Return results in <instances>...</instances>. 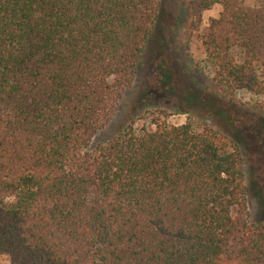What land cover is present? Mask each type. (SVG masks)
<instances>
[{
    "label": "trees",
    "instance_id": "obj_1",
    "mask_svg": "<svg viewBox=\"0 0 264 264\" xmlns=\"http://www.w3.org/2000/svg\"><path fill=\"white\" fill-rule=\"evenodd\" d=\"M214 93L264 111V0H178ZM163 0H0V256L9 264H264L240 143L132 121L105 142ZM220 5L200 31L202 14ZM235 51L240 56L235 55Z\"/></svg>",
    "mask_w": 264,
    "mask_h": 264
},
{
    "label": "rangeland",
    "instance_id": "obj_2",
    "mask_svg": "<svg viewBox=\"0 0 264 264\" xmlns=\"http://www.w3.org/2000/svg\"><path fill=\"white\" fill-rule=\"evenodd\" d=\"M244 1L251 6L260 4L259 0ZM220 11L218 4L204 11L200 31ZM188 24L178 0H163L142 65L92 146L107 141L131 121L136 129L150 126L158 110L167 113L170 125L191 120L200 128L206 123L240 143L249 218L264 222V111L254 107L255 97L247 91H239L232 101L214 93L211 69ZM235 55L240 53L235 51ZM0 264H9L8 258L0 256Z\"/></svg>",
    "mask_w": 264,
    "mask_h": 264
}]
</instances>
